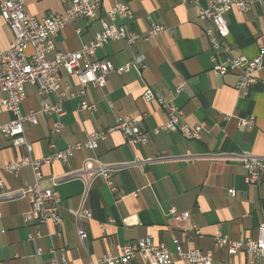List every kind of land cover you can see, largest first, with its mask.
I'll return each instance as SVG.
<instances>
[{"label": "crops", "instance_id": "obj_1", "mask_svg": "<svg viewBox=\"0 0 264 264\" xmlns=\"http://www.w3.org/2000/svg\"><path fill=\"white\" fill-rule=\"evenodd\" d=\"M115 1L130 6L135 20L131 26L141 39L133 44L110 41L98 48L92 59H109L123 65L142 55L145 66L132 64L126 72L107 74L103 87L87 85L82 98L70 95L78 82L61 69L59 92L64 94L48 96L50 103L60 101L64 112L60 116L41 113L37 88L26 83L22 111H36L38 121L34 125L26 122L23 128L32 144V155L37 158L83 142L91 132L112 127L121 116L136 118L138 125L150 132L148 142L130 145L114 130L94 150L82 146L75 151L68 164L54 161L42 165L39 184L51 186L52 177L78 170L88 157L104 164L164 158L111 172L109 181L116 192L101 176L90 180L84 206L91 217L82 221L87 231L85 242L77 237L72 214L86 190L82 178H66L55 186L60 194L58 213L63 219L59 226L25 223L24 214L29 208L25 196L3 202L0 264H45L53 254L68 264H88L107 254L117 256L124 244L144 237L165 244L171 251L174 239L186 250L210 251L211 264H264V260L248 255L243 248L229 255L213 240L216 231L232 240L255 238L257 226L264 222V172L260 184H247L245 169L235 156L240 151L264 156V55L263 67L246 96L234 87L236 71L222 76L211 71L209 56L213 50L204 34L205 23L198 18V10L210 0H105L96 18H76L66 24L52 38L55 50L74 51L88 44L101 29L100 18ZM68 3L69 0H24V10L41 18L63 14ZM225 19L229 34L221 43L229 46L228 57L252 58L260 47L264 48V4L253 2L245 13L231 9ZM152 24H161L166 31L146 37ZM12 37L0 17V47L7 48ZM51 56L52 53L47 55ZM180 84L184 92L175 95L173 89ZM146 87L179 107L182 122L199 124L208 131H201L197 139L165 130L152 134L151 130L167 115L157 102L143 99ZM2 95L0 91V99ZM81 101L93 107L80 110ZM249 115L254 118L253 127L238 126V118ZM10 117L0 106V124ZM55 121L61 126L53 134ZM24 154L23 147H13L9 138L0 135V176L8 192L20 190L24 183H35L30 166L22 167L17 174L3 171L6 164ZM229 189L235 190L233 197ZM119 195L122 198L118 201ZM171 207L188 212L189 218L175 221L169 213ZM193 224L200 228L201 237L190 236ZM142 262L137 255L128 264ZM169 264L190 263L173 255Z\"/></svg>", "mask_w": 264, "mask_h": 264}, {"label": "built area", "instance_id": "obj_2", "mask_svg": "<svg viewBox=\"0 0 264 264\" xmlns=\"http://www.w3.org/2000/svg\"><path fill=\"white\" fill-rule=\"evenodd\" d=\"M105 0H69L68 6L63 14H50L38 18L24 10V0H0V17L12 33V40L7 48L0 47V91L2 97L0 106L11 114L10 119L0 124V135L9 138L13 147H23L25 154L17 157L3 167V171L9 174H17L22 167L30 166L35 179L34 184H25L16 192H8L4 180L0 176V217L2 215L1 204L7 200L25 196L29 201V208L24 214V222L30 224H52L59 226L63 219L58 213L60 194L55 186L60 180L66 178H82L86 182V190L82 194L80 205L72 211L76 224V234L81 242L87 239V231L82 221L91 217V212L84 206L87 186L92 178L101 176L110 186L112 192L116 188L110 184V174L128 166L143 165L154 159H162L164 156L146 159L136 158L129 162L104 164L97 158H85L78 170L65 173L62 177L51 178V186L42 187L39 182L41 178L40 168L42 165L59 161L68 164L74 152L82 146L94 150L99 141L104 140L106 135L114 130L119 131L125 141L130 145H145L149 139V131L138 125L136 118L121 116L116 118L112 127L104 130L91 132L83 142H76L67 145L64 149L53 150L42 157L32 155V144L27 140L24 132V123H37L36 111L24 113L22 102L25 98L24 85L32 84L37 88L40 97L39 111L44 114L62 115L63 109L60 101L50 103L48 96L64 93L60 89V70L75 76L78 88L71 96L84 95L87 85L103 87L106 84V75L109 73L121 74L129 70L132 64L144 67V58L137 55L132 62L123 65H115L109 59H92L95 51L110 41L124 40L133 44L141 39V35L131 26L134 23V13L130 6L122 2H113L100 18V31L96 32L94 38L74 51H56L52 38L68 23L76 18H96L98 11L103 7ZM184 1V0H183ZM253 2L264 4V0H210L208 4L198 10V18L205 23L204 34L207 37L213 53L209 56L211 71L222 76L230 71L237 72L235 83L236 91L246 96L256 82V74L263 67L264 48L260 47L258 54L252 58L243 55L228 57L229 46L221 43L229 34L225 14L233 9L238 13H245L250 9ZM78 31V30H77ZM166 31L161 24H152L147 31V36H153L159 32ZM52 53L50 58L47 57ZM184 92L180 84L173 89L175 95ZM145 101H155L166 112V120L151 130L152 134L161 131L179 132L187 139L199 138L201 131L207 130L199 124L189 125L180 120L182 111L179 107L164 100L162 95L150 87H146L142 95ZM93 106L80 102V110H89ZM240 127L252 128L254 125L253 116L240 117L237 120ZM59 121H55L51 127V133L55 134L60 130ZM216 156V155H215ZM245 169V182L247 184H260L264 172V156L252 154L247 151H240L236 155ZM230 196L235 195L234 189H229ZM122 198L119 195L118 201ZM175 221H183L189 218L188 212H177L174 207L169 209ZM113 221V220H110ZM190 236H202L200 228L193 224ZM218 248L224 249L227 254H236L240 249L253 257L264 260V222L257 226L255 238L244 240H232L226 235L216 231L213 237ZM174 251H171L163 243H154L149 237L139 238L133 243L124 244L117 256L109 254L97 260H90L88 264H128L137 255L142 258L140 264H169L175 255L180 261L190 264H211L212 252L201 249L186 250L178 239L173 240ZM38 253L41 248L37 249ZM45 264H68L62 258L58 260L53 254ZM222 264H232L224 262Z\"/></svg>", "mask_w": 264, "mask_h": 264}]
</instances>
